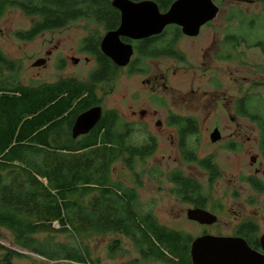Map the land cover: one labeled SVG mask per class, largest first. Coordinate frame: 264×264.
<instances>
[{"label":"trees","instance_id":"16d2710c","mask_svg":"<svg viewBox=\"0 0 264 264\" xmlns=\"http://www.w3.org/2000/svg\"><path fill=\"white\" fill-rule=\"evenodd\" d=\"M111 2L0 0V17L15 9L25 17L35 19L33 27L19 36L23 41H30L44 32L61 30L77 21L106 25L111 29L119 20V12ZM159 4L163 11L170 5L168 1ZM14 70V62L0 52V229L12 232L14 243L20 249L49 261L90 264L88 254L71 246L45 243L40 241L41 236L115 234L129 239L139 251L140 260L128 264H141V261L192 264L190 249L194 238L160 225L151 212L141 215L135 190L114 183L111 178L112 166L124 161L125 153L132 159L139 156L143 162L150 156V150L126 145L114 116L89 139L81 143L74 141L71 129H65V122L74 120L70 116L93 104L87 99L76 101L85 94H92L90 87L71 81L24 86L13 77H10L11 82L5 77L6 71ZM100 76L95 82L101 80ZM76 103L77 110L73 109ZM239 106L245 108L242 104ZM246 106L250 108L249 114L241 116L264 127L262 102L248 100ZM67 113L71 115L66 116ZM179 123L175 124L181 126L183 137L195 132L194 124ZM185 161L198 163L210 173V184L215 183L211 158L198 160L185 155ZM124 163L131 168L134 162L127 160ZM248 181L256 192L264 193L260 181L256 178ZM170 182L181 200H208L201 193L202 187L182 172L170 174ZM245 233H251V230L246 229ZM0 251L7 253L3 264H10L12 257L22 256L2 245ZM110 253H118L117 242L110 247Z\"/></svg>","mask_w":264,"mask_h":264},{"label":"rangeland","instance_id":"374dc122","mask_svg":"<svg viewBox=\"0 0 264 264\" xmlns=\"http://www.w3.org/2000/svg\"><path fill=\"white\" fill-rule=\"evenodd\" d=\"M253 1L254 5L252 6L232 2V9H237L238 13L235 14L237 19L229 23L224 21L225 13L229 7L226 4L223 13L217 17L211 27L204 31L203 41L200 44L203 47L210 46L214 36L218 35L220 30H233L240 36L238 51L244 52L246 55L243 60L238 58L236 61L223 64L218 62V67L213 64L212 70L158 67V73L177 71V76H169V86L173 90L161 93L159 97L166 98L170 108L183 110L181 115L194 117L199 121L200 132L197 135L189 136L188 149L196 151L200 159L214 155L218 149V164L222 170L221 179L212 185L210 178L204 174L203 170H200L198 164L186 163L176 150V144H173L176 142V132L166 126L162 131L152 127L159 145L155 158L146 163L134 162L131 171L124 168L123 164L119 162L113 169V182L121 183L127 189L132 188L137 193L138 211L141 215L151 212L160 225L185 233L194 239L202 236L204 232L213 236H218L220 233L225 237H231L234 231L233 227L240 222L247 221L257 226L260 235L264 234V194H256L249 185L241 180L243 177L259 173L258 177L264 181V158L259 150V131L256 124L246 118L238 117L230 102L231 95H235L236 86L247 89L251 85L250 83L264 82L262 73L264 71V53L262 49L254 47L248 51L246 47H252L259 41L264 45V18L259 17L260 13L264 12V5L260 4L258 0ZM216 3L218 4V0ZM240 11L244 14L241 15ZM253 15H255L256 21L247 20ZM35 22V19L27 18L21 11L15 9L8 10L0 17V52L15 64L13 72H5V77H8L10 82L12 81L10 77H13V80L19 84L38 87L43 83H55L60 78L76 77L77 73L80 78H84L95 68L94 63L75 67L74 63L67 59L74 57L83 61L84 55L78 51L80 41L88 35H103L102 27L85 21H77L64 29L40 34L33 40H21L20 34L28 32ZM48 51L54 52V57L51 58L47 67L34 68L33 64L46 58ZM197 57V54L193 57L194 61H199ZM58 59L68 62L66 70L63 72H59L62 64L57 62ZM220 67L223 68V71ZM219 71H222L225 76L222 81L224 89L222 93L218 92V99L221 94H227L229 101H218L216 105L212 100H202L201 95L210 92L209 95H217V87L211 80V74H215L218 81L221 79ZM192 90L199 91L200 95H193ZM253 94L259 95L264 100V87L258 91L255 90ZM133 96H138L142 102L149 100V93L141 85V78L122 72L109 95L108 107L118 108L124 120L138 121L128 112L129 106L136 103ZM231 107L232 109H230ZM158 110L160 112L159 119L164 124L166 113L160 103ZM137 129L132 135L130 143L146 141V130L139 126ZM215 129H218L223 136L222 141L218 142V147L211 141V135ZM232 139L240 145L237 147L240 151L234 153L225 150V143ZM175 172H182L186 177H192L199 182L203 188V194L208 197L205 209L218 218L215 225L205 229L187 219L188 207L170 195L175 189L174 184L170 182V173ZM55 228L59 229L57 223ZM39 239L53 245L61 244L76 248L82 254H88L90 264H128L141 258L134 244L122 235L76 237L70 234H57L51 235V238L44 235ZM115 242L118 243V253L111 255L110 247ZM0 245L22 255L12 257L10 264H76L70 260L49 261L44 257L22 250L15 245L12 232L4 228L0 229ZM6 254L5 251H0V262ZM141 264L165 263L141 261Z\"/></svg>","mask_w":264,"mask_h":264},{"label":"flooded vegetation","instance_id":"af4514ba","mask_svg":"<svg viewBox=\"0 0 264 264\" xmlns=\"http://www.w3.org/2000/svg\"><path fill=\"white\" fill-rule=\"evenodd\" d=\"M114 0H112L113 2ZM129 2L133 4H139L142 2H153L155 3L161 13H166L170 10L172 5L177 2L178 0H128ZM168 1L170 3L169 8L166 11L161 10L159 2ZM217 0H213L214 4L218 7V14L214 20L207 23L205 26L201 28L199 33L197 35H186L183 33L181 27L177 25H171L168 26L160 35L151 36L148 38L140 39V40H133L128 37H120V43L124 46H130L132 49V56L130 57V61L125 67L118 66L114 61H112L111 58L104 55L101 50V45L103 42V39L113 32H116L122 22V15L121 13L115 9L112 5L111 6L119 12V20L118 23L114 24V27L109 29L106 25L101 26L97 25L99 27H102L104 30V34L102 35H88L87 37L83 38L80 41V46L78 48V51L84 55V60L77 59L74 57H69L67 60L74 63L75 67L79 66H85L90 65L91 63L95 64V68L90 71L84 78H80V75L78 73L76 74V77L71 78H60L55 83H43V85H58L63 81H71L75 84L78 82H81L83 84H86V86L90 87V90L92 91V94H85L78 98L76 101L77 103L80 102L83 99H87L88 102H93L92 105L87 106V108L77 111V113L74 116H70V113L65 114L66 116H70L74 118V120L66 121L65 122V129H71V136L73 138V128L76 124L77 118L80 117L85 112L91 110L92 108H100L102 110V118L98 122V124L95 126V128L90 131L87 135L80 136L77 139H74V141L81 143L85 139H89L96 130L101 126L105 124H109L110 117L114 116L117 119V130L121 132V138L125 139V144L129 147H136L139 150L141 149H147L150 150L148 153L147 158L143 160V162H147L157 155L159 145L157 137L155 136V133L152 131V127H155L157 130L162 131L164 127L166 126L170 130H174L176 132V142L173 143L176 144V150L178 151L180 157L185 161V155L190 156V158L196 157L198 160H204V159H212L214 170H215V176L217 183L218 180L222 177V170L218 164V149L217 152L214 155L207 156L205 158L200 159L198 153L194 150H189L188 147V138L192 135H197L200 132V125L199 121L194 119V117H188L185 115H181V112L183 110H176L173 108H170L168 106L166 98L159 97V94L161 93H167L170 90H173L172 87L169 86V76L175 77L178 75L177 71L173 70L172 72H161L158 73V67L166 66V68H176V69H198V68H204L208 70L213 69V64H215V67H218V62L220 64H223L225 62H231L236 61L238 58H241L242 60L245 58L246 55H244V52H239V40L240 36L234 32L233 30H220L218 35L214 36L213 42L210 46L203 47L200 46V44L203 41V34L206 29L212 26L213 22L217 19V17L220 16V14L223 13V8L227 4L229 5L227 12L225 13L224 21L226 20L227 23L232 22L236 18V15L238 13L237 9H232V2L236 3H245L247 5H254L253 0H218V4L216 3ZM260 4L264 5V0H258ZM240 14L243 15L244 13L240 11ZM259 17L264 18V12L260 13ZM247 20L254 22L255 15L251 18H247ZM95 24V23H92ZM96 25V24H95ZM45 33V32H44ZM42 33V34H44ZM40 36V35H39ZM247 42V41H245ZM247 50H251L254 47H259L262 49L264 53V45L262 42H256L255 44L251 46H246ZM251 47V48H250ZM57 48V47H56ZM197 54V60L194 61L193 57H195ZM248 55V54H247ZM54 57V52L48 51L46 52V62L44 63L43 68H46L49 64L51 58ZM67 60L58 59L57 62L62 64L61 70L59 72H63L66 70V66L68 65ZM200 64V65H199ZM42 68V67H41ZM220 69L223 71V68L220 67ZM219 71L221 79H218L215 76V74H211V80L214 82V85L216 88L217 95H209L211 92L204 93L201 95L202 100H212L216 105L219 102H227L228 97L227 94H221L218 99V92L222 93L224 89V85L222 83L223 78L225 74ZM122 72H125L129 76H138L141 78V85L143 86L144 90L149 93V100L142 102L140 101L138 96H133L134 103L133 105L129 106L128 112L129 115L133 118L138 119V121H128L124 120L122 118L121 112L118 108H109L108 107V98L111 94L114 83L117 80L118 76L121 75ZM264 75V71L262 72ZM101 75V80L98 82H95V79H97V76ZM251 85L245 89L244 87H237L235 89V95H231V104L232 107H234L235 114L240 118H246L245 116H241L242 114H249V106H246V103L248 100H258L262 102V108H264V100L259 95H254L253 92L256 90L264 87V82L259 83H250ZM42 85V84H41ZM236 85V84H235ZM219 87V89H218ZM106 88H108V91H106ZM219 90V91H218ZM193 95H200L199 91L192 90ZM260 94V93H259ZM253 96V97H251ZM77 103L73 107V109L77 110ZM160 103V106L164 108L166 113V120L164 124H162V120L159 119L160 112L158 110V104ZM187 103V101H185ZM239 104L244 105L245 108L240 109ZM232 107L230 109H232ZM72 109V111H73ZM228 109L229 111H232ZM210 110V109H208ZM71 111V112H72ZM250 121V120H249ZM176 122H180L179 124H194L193 128L195 130L194 133L188 134L186 137H183L181 134V126L178 124L176 125ZM251 122V121H250ZM135 123V124H133ZM253 123V122H252ZM255 124V123H254ZM138 126L141 128H144L147 132V138L145 142L142 143H130V139L132 135L138 130ZM183 126V125H182ZM259 131V150L261 153V156L264 158L263 149H264V127H259L256 125ZM69 127V128H68ZM183 129V128H182ZM105 131V130H103ZM238 135V132H237ZM170 138H172V135H170ZM223 139V136L221 134V141ZM218 147V142L214 143ZM240 146L235 142L233 139L229 140L228 143H225V150L228 152H238L240 149H237V147ZM124 161L131 160L135 163L141 162L142 158L135 157L132 159L129 158V154H124ZM124 161L120 160L119 163L123 164L124 168L129 169L130 171L132 168L127 167V165L124 163ZM186 162V161H185ZM116 162L111 169V178L113 180V169L114 166L117 164ZM193 164V163H189ZM198 164V163H196ZM200 167V165H199ZM200 170L203 169L200 167ZM204 171V174H206L210 178V173L208 171ZM258 172V171H257ZM173 174V173H170ZM259 173H256V175L249 176V177H243L241 180L242 182L246 183L250 186V188L258 195H262L264 193H258L256 192L251 183L248 181V179L256 178L258 181H260L264 185V181L258 177ZM184 175V174H183ZM185 176V175H184ZM186 177V176H185ZM188 179H191L195 182H197L192 177H186ZM199 184V182H197ZM123 185V184H122ZM200 185V184H199ZM124 186V185H123ZM201 186V185H200ZM125 187V186H124ZM202 187V186H201ZM132 189V188H130ZM201 193H203V188ZM173 198H175L176 201L185 204L188 207V210H194V209H201L206 210L205 203L207 202L206 199H200V201H197L195 199L184 201L178 198L174 192L170 194ZM205 206V207H201ZM187 210V211H188ZM207 211V210H206ZM198 224V223H197ZM205 229H207L209 226H203ZM246 229L251 230V233H245ZM233 234L231 237L236 238H242L246 241L248 246L259 253H262L260 238L263 234L260 235L259 230L257 226L250 222H240L236 224L233 227ZM203 235H208L206 232L203 233ZM202 235V236H203ZM218 236H223L218 233ZM196 239V238H195Z\"/></svg>","mask_w":264,"mask_h":264},{"label":"water","instance_id":"95a60500","mask_svg":"<svg viewBox=\"0 0 264 264\" xmlns=\"http://www.w3.org/2000/svg\"><path fill=\"white\" fill-rule=\"evenodd\" d=\"M112 5L122 15L120 28L108 34L101 50L118 66L125 67L132 56L130 46L120 43V37L140 40L160 35L168 26L181 27L186 35H197L201 28L214 20L219 12L213 0H178L170 10L161 13L153 2L133 4L128 0H114ZM46 60H38L34 68L44 66ZM102 118V110L92 108L77 118L73 138L87 135ZM212 143L221 141V133L215 129ZM187 219L201 226H213L218 218L212 213L194 209L187 212ZM262 253L252 250L242 238L203 235L193 240L190 249L192 264H264V234L260 238ZM0 264H3L0 262Z\"/></svg>","mask_w":264,"mask_h":264}]
</instances>
